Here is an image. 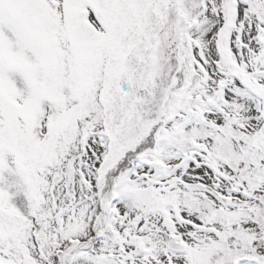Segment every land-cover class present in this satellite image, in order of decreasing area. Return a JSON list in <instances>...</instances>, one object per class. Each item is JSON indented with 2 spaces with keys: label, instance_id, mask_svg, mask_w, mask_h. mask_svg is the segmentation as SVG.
<instances>
[{
  "label": "snow or ice",
  "instance_id": "obj_1",
  "mask_svg": "<svg viewBox=\"0 0 264 264\" xmlns=\"http://www.w3.org/2000/svg\"><path fill=\"white\" fill-rule=\"evenodd\" d=\"M0 264H264V0H0Z\"/></svg>",
  "mask_w": 264,
  "mask_h": 264
}]
</instances>
